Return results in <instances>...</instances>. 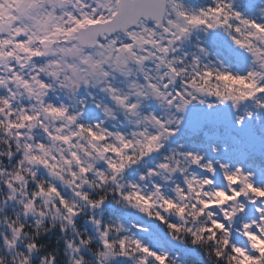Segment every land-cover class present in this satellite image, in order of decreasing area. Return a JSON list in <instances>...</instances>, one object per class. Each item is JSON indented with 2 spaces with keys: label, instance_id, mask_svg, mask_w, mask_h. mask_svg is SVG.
<instances>
[{
  "label": "snow or ice",
  "instance_id": "6c2138e0",
  "mask_svg": "<svg viewBox=\"0 0 264 264\" xmlns=\"http://www.w3.org/2000/svg\"><path fill=\"white\" fill-rule=\"evenodd\" d=\"M260 20L244 17L230 0H210L206 6L195 9L180 0H0V127H4L7 117L6 131L15 133L16 142H10L12 147L5 159L21 170L22 161L50 168L49 161L39 155L47 152L44 143H36L31 134L24 136L29 128L31 132L36 131L32 126L41 117L16 103L21 94L29 98L36 96L45 114L57 119L66 117L67 123L75 126L69 137L64 129L53 131L41 122L39 128L49 140L67 144L81 135L89 137L90 143L105 140L104 133L96 130L100 125L96 128L75 125L76 117L67 115L63 107L44 106L43 96L53 79L60 81L61 87L76 88L89 83L99 86L111 104L135 118L140 130L132 135L142 138L137 141L142 146V157L158 153L162 139L175 136L189 111L197 107L210 112L227 109L236 113L244 106L243 114L235 115L236 126H242L245 120H258L264 114V15ZM199 33H203L204 38L193 41ZM217 33L229 42V47L219 54L211 43V37ZM189 47L195 50L189 51ZM86 50L92 51L84 55ZM69 58L76 63L69 64ZM68 71L71 76L67 75ZM148 101L160 106L163 118L154 113L142 114V105ZM97 107L103 105L97 104ZM104 112L109 115L110 109L104 107ZM114 139L119 147L109 144L100 149V154L111 152L127 159L124 150L133 145L122 135H115ZM210 151L218 152V149L210 145ZM185 155L193 165L203 163L198 153L187 151ZM73 159L78 162L75 154ZM107 166L114 172L123 167L111 160L107 161ZM158 167L167 169L169 165L159 163ZM216 167L227 184V188L213 193L226 197L221 207L239 202L238 207L222 213L224 221L243 217L247 205L254 206V217L240 224L245 243L238 246L233 240L224 239L219 242L221 247L214 251V258L217 264H223L224 251H228L229 264H264V187L254 185L252 173H246L239 166L230 167L220 159L216 166L207 164L204 172L212 173ZM80 171L87 169L81 167ZM32 177V181L26 182L23 171H18L3 185L10 193L9 201L22 209L23 218L36 217L34 226L41 224L46 217L43 211H36V205L47 206L52 197L56 198L52 207L57 213L63 208L69 217L76 215L56 187L45 188L35 182L34 173ZM185 183L192 191L193 184L211 186L214 182L193 179ZM18 186H22L24 198L16 194ZM176 193L181 199L185 198L181 189L177 188ZM80 198L87 199L83 195ZM165 204L176 208L171 200H165ZM197 204L206 206L199 198ZM183 211L177 208L178 215ZM65 220L71 223L67 217ZM5 228L0 245L9 249L22 247V264H29V254L36 251L38 244L27 243L26 248L19 244L21 239H26L23 220L6 222ZM225 229V223L214 222L211 228L204 227L200 231L213 241L216 237L212 233L225 232ZM198 240L199 237L194 242ZM100 245L103 250L97 253L98 264L118 258L131 261L137 254L143 257L138 264H148L147 258L156 264H166L165 256L150 251L139 241L120 239L113 243L106 230L100 236ZM67 247L71 248L72 244Z\"/></svg>",
  "mask_w": 264,
  "mask_h": 264
},
{
  "label": "clouds",
  "instance_id": "9594fccd",
  "mask_svg": "<svg viewBox=\"0 0 264 264\" xmlns=\"http://www.w3.org/2000/svg\"><path fill=\"white\" fill-rule=\"evenodd\" d=\"M259 11L264 14V8H261ZM90 51L92 50H86L84 55L90 54ZM68 63H76V61L69 58ZM67 75L71 76V72L68 71ZM61 80H63V73ZM82 91L83 95L81 94ZM50 94L59 102L56 104L50 102ZM104 97L106 96L101 93L99 86L94 87L91 83L87 85L81 84L76 88H69L61 87L60 81L55 79L50 81L49 90L43 96L44 106L55 105L56 107H63L67 115L76 117L75 125H83L85 128H96L97 125H100L96 130L103 132L106 137L104 141H92L90 143L89 137L81 135L78 139H70L69 143L65 144L62 141L49 140L40 130L39 125L42 122L45 127L53 131L56 128H62L64 129V134L69 137H72L75 126L69 125L66 117L64 119H57L45 114L41 110V104L36 96L32 98L23 94L17 96L16 103L18 105L21 107L27 106L41 117L32 126L36 128V131L31 132V128H29L28 131L24 132V136L27 137L31 134L35 137L36 143H44L47 152L46 154L39 153V155L49 161L50 168L45 169L35 164H29L27 161H22L24 167L21 170L16 164L5 159L8 156L9 149L12 147L10 142L16 143L14 141L15 133L6 131L7 117H5L3 121L4 127H0V172L3 173L0 175V227L5 230H0V237H3L5 231H7L5 228L6 222L15 221L19 223L23 220V223L26 225L23 236L26 239H21L19 244L26 248L27 243L36 242L41 236L48 235L54 229H58L59 235L55 238L54 243H58L62 239L64 242L63 249L58 250L53 248L52 251L40 255L38 264H57L58 261H60V264H77V262L79 264H98L97 253L103 250L100 245V236L105 230L107 231L108 238L113 243L118 242L120 239L135 240L139 241L143 246L148 247L143 244L141 238L137 235V232L148 234L150 229L147 227V224L144 227H140L135 220L125 222V218L120 216L115 218L109 217L106 220L101 219V205L107 202L114 209H119L125 213L130 210L137 217L143 218L148 223L159 221L166 229L168 240L175 246L178 248L193 246L199 248L207 264H217L214 258V251L221 247L219 242L224 239L232 240L233 233H236L244 240L242 230L240 227L238 229L234 227L235 221L229 220L226 221L228 226L225 232L216 230L212 233L216 239L209 241L208 234L201 232L200 229L204 227L211 228L214 222L223 224L225 221L222 213L238 207L239 202H229L226 207H221L224 205L226 197L213 193H216L220 188H227L225 181L222 187H217L214 183L211 186L196 183L193 184L192 191L188 190V185L185 183L193 179L196 181L209 179L200 176L193 169L195 168L204 172L207 164L211 163L216 166L219 161L218 158H215L217 157V152H212L214 158L211 159L206 158L207 154L198 153L203 157V163L193 165L185 155L187 151L184 150V145L178 143L175 147H170L167 154H161L160 163H167L169 165L167 169L159 168L158 163L154 168H147L146 171L138 174V178L135 181H130L125 176L126 170L131 169L134 165H141L144 158L148 157L141 156L142 146L137 141L142 138L132 135L133 132L140 129L136 127L134 117L125 113L114 104L104 103ZM97 104H102L103 107L98 108ZM86 105H94L99 110L100 115L103 117L99 124L89 126L79 122ZM104 107L110 109L109 115L105 114ZM141 112L147 115L153 114L152 111L144 112L142 109ZM159 116L161 118L164 117L163 110ZM106 123L111 124L113 128H116L117 125H127L129 126V131L124 133L119 130L108 131L104 127ZM115 135L124 136L126 142L133 145L131 148L124 150L123 155L127 159L117 157L111 152L100 154V149L109 144L119 147V143L114 139ZM169 139L170 137L162 139L159 145L160 150L169 142ZM25 142L33 143V141ZM16 154V152H13V155ZM74 154L77 156L78 162L73 159ZM28 155H32V153ZM109 160L113 161L117 166L122 164V169L116 172L112 171L107 166V161ZM81 167L87 169V171L81 172ZM41 169L46 173V177L43 175L38 176ZM217 170H219L218 167H216V171L208 174L215 176ZM18 171H23L26 182L32 181V174L34 173L37 176L35 182L45 188L54 186L61 195L65 193L66 195L63 198L68 206L75 209L76 215L69 217L63 208H60L59 213H57L52 207L56 203V198L52 197L48 199L47 206L43 203L36 205V211H43L46 217L41 224L34 226L33 221L36 217H32L30 220L23 218L22 209L9 201L10 193L3 187L11 179L12 175ZM219 172L223 177V173L220 170ZM177 178L181 179L182 186L176 183ZM158 183L170 190L174 195L171 198H167L162 194L161 187L157 186ZM177 188L183 192L184 199H181L177 195ZM205 192L212 195H202ZM16 194L21 196V198L25 197L22 186L17 187ZM81 195L86 196L87 199H81ZM126 197L128 198L126 199ZM198 198L203 200L206 206L197 204ZM227 199L230 200V196ZM246 199L248 198L246 197ZM165 200L173 201L176 208L168 207L165 204ZM5 205L15 208L12 215L5 213ZM177 208H182L184 211L178 215ZM53 216L56 218L53 219ZM65 217L71 220V223H68ZM77 217L85 218V223L92 227L93 234L90 235L86 229H78L75 222V218ZM170 225L172 227H169ZM197 237H199L198 242H194ZM81 241H84V243H81ZM68 244H72V247H67ZM45 247V244H39L36 251L29 254V264H33V254H39ZM128 247L131 248L132 245L129 244ZM116 251L118 254V248ZM160 254L166 257V264H186L178 253L170 255L162 251ZM229 255L228 251H224L223 264H229L227 259ZM141 258L143 257L137 254L132 258L130 264H138ZM23 259L24 250L22 247L16 246L9 249L0 245V264H22ZM147 259L148 264H152L151 258ZM115 262V259H110L107 264H115Z\"/></svg>",
  "mask_w": 264,
  "mask_h": 264
},
{
  "label": "rangeland",
  "instance_id": "374dc122",
  "mask_svg": "<svg viewBox=\"0 0 264 264\" xmlns=\"http://www.w3.org/2000/svg\"><path fill=\"white\" fill-rule=\"evenodd\" d=\"M200 1L201 0H180V2L184 3L186 6H188L189 3H192L193 9L196 8L197 4H202ZM241 1H243L241 5V10L246 11L244 17L247 18L250 13V16L254 17V20L257 21V19H260L261 16L264 15L259 11L262 7L264 8V0H241ZM203 2L204 4H207L210 3V0H203ZM230 2L234 6L237 0H231ZM201 37L204 38L203 33L197 34V36L193 38V41H195V39L197 38L201 39ZM211 43H212V49L215 50L217 54L223 52L229 47V42L227 41L226 37H224L222 34L219 33L211 37ZM188 50L194 51L195 49L194 47H189ZM225 66L231 67L230 64H226ZM107 100H109L107 97L103 98L104 103H106ZM145 109L147 110L151 109V106L148 104V102L142 105V110L144 111ZM95 110L97 111L98 109L95 108ZM193 110H202L203 113L204 111L206 114L208 113V110L204 108L197 107ZM249 110H252L250 106H249ZM244 111L245 108L244 106H242L240 110L236 113H232L229 110L225 109V113L223 114L224 116L218 115L215 116V118L208 116L204 120H199L196 118L191 120H186L184 125L176 131V135L170 137L169 142L160 150V152L150 154L148 157L144 158V161H142L141 165H134L132 166L131 169L126 170L125 172L126 178L129 179L130 181H135L138 178V174L143 173L144 171H146L147 168H154L156 164L161 162V158H162L161 154L162 153L167 154L168 149L170 147H175L178 143L183 144L184 148L189 147L188 149H190V151L194 153L207 154L206 158H210V159L214 158L212 152L210 151V145H214L218 149L217 157L215 158L220 159L221 162L228 163L230 167H233V165L236 164L234 166L237 167L240 165L239 167L245 166L246 168L247 166L245 164H250L248 165V167H250L249 169H253L251 168L252 167L251 162H249L251 155L254 154L260 156V158L264 160V114H261L258 120L256 118H253V120L251 121L245 120L242 126H236L234 120L235 115H242ZM104 127L108 131H110L113 128L112 125L109 123H106ZM117 127L118 128H115V130H119L122 133L127 132V129L129 128V126L127 125L124 126L117 125ZM224 138H226L227 140L224 141L223 140ZM193 171L197 172L202 177H205V175L208 174L206 172H203L195 168L193 169ZM41 175L46 177V173L44 172L43 169H41V171L38 173V176ZM209 176L212 179H216L219 177L223 180V177L220 174L219 170H217L215 176H211V175ZM258 178L260 179L262 178V176H259ZM176 183L182 185L181 179L177 178ZM157 186L161 187L162 194H164L167 198H171L172 194H174L170 190L160 185L159 183ZM65 195H66L65 193H62V197ZM10 208L12 212L15 211V208L13 206H11ZM252 209H253L252 205L246 206V212L251 211ZM113 212H115L117 215H121L122 217H124L125 222L129 220H138L142 224L140 225V227H144L145 224H147V227L150 229L149 237L151 243L159 244L161 240L163 241L166 232L162 229L156 228L153 225V223H148L145 220L139 219L130 210L129 212L125 213L119 209H114L107 202L104 205H101V212H100L101 219H103V217L107 213L111 214ZM241 221H242L241 217H238V220L235 221L234 223V227L238 229L240 227ZM75 222H76V226L83 225L85 226V228L88 229L90 235L93 234L92 227L85 223V218L77 217L75 218ZM224 223L227 227L228 226L227 222ZM0 230H5V229L0 227ZM182 251L186 253V248H182ZM120 260H122V262L125 261L126 263L127 259L118 258L115 264H124Z\"/></svg>",
  "mask_w": 264,
  "mask_h": 264
},
{
  "label": "trees",
  "instance_id": "16d2710c",
  "mask_svg": "<svg viewBox=\"0 0 264 264\" xmlns=\"http://www.w3.org/2000/svg\"><path fill=\"white\" fill-rule=\"evenodd\" d=\"M263 8V7H262ZM243 13H246V11H243ZM248 18V17H247ZM257 22H261L260 19H257ZM189 147H185L184 150L185 151H190V149H188ZM249 158V157H248ZM249 162H251V168L253 169H249L250 167H248V165L250 164H245L247 167L245 168V166H241V168L246 172V173H252V182L254 183L255 186L257 187H264V160L262 158H260V156L257 155H251ZM234 164V163H233ZM236 165V164H234ZM233 167H236L234 166ZM239 165V164H238ZM240 166V165H239ZM259 176H262V178H258ZM206 178L212 179L208 174L205 175ZM214 184L217 187H222L224 185L225 182H218L216 179H212ZM262 185V186H260ZM182 186V185H181ZM174 194H172L173 196ZM11 206H8L5 208V213L7 215H12L13 212L11 211ZM116 216H120L121 215H117L115 212L109 214L107 213L103 219H108L109 217L115 218ZM249 217H254V206L253 209L251 211H248L245 213V215L243 217H241V222H246L247 219ZM139 218V217H138ZM142 219L143 218H139ZM136 223L140 226L142 225L138 220H135ZM153 225L158 228V229H162L166 232V229L164 228V226L162 224H160L159 221H155L152 222ZM145 224V223H144ZM78 225V224H77ZM237 226V225H236ZM78 229L81 230H87V228H85V226L83 225H78L77 226ZM59 235V231L58 229H54L52 233H49L48 235H44L41 236L36 242L37 244H45L46 247L44 249L41 250V252L39 254H33V258H32V262L33 264H38L39 262V257L40 255H44L46 254L48 251H52L53 248H56L58 250L63 249L64 247V242L61 239L58 243H54L55 238ZM137 235L141 238L142 242L144 245H147L150 251L155 252L156 254H160L162 251L170 254V255H175V254H179L180 257L186 262V264H207V261L203 255V253L200 251L199 248L196 247H185L186 248V253H184L182 251V248H178L177 246H175V248L169 247L168 245L165 244L164 241H160L159 244L156 243H151L150 242V233L148 232V236L143 235V233L138 232ZM232 240L234 243H236L238 246L242 245L245 243V241L236 233H233V237ZM122 262V260H120ZM122 263L124 264H129L130 261L126 260L123 261ZM57 264H60V261L57 262ZM152 264H156V262H152Z\"/></svg>",
  "mask_w": 264,
  "mask_h": 264
},
{
  "label": "flooded vegetation",
  "instance_id": "af4514ba",
  "mask_svg": "<svg viewBox=\"0 0 264 264\" xmlns=\"http://www.w3.org/2000/svg\"><path fill=\"white\" fill-rule=\"evenodd\" d=\"M231 1V0H230ZM202 4H197L196 8L198 7H203V6H206L207 4H204L203 0L200 1ZM242 2L241 0H237V2L234 4V8L237 10V11H240L241 12V5H242ZM188 7L192 8V3H189L188 4ZM193 9V8H192ZM195 9V8H194ZM242 14V13H241ZM243 16L245 15V13L242 14ZM248 18L250 19H254V17H251L250 16V13H249V16ZM201 36V35H200ZM203 37H201L202 39ZM82 95L84 94L83 91L81 93ZM49 100L50 102H53L54 104L58 103L59 101L53 97L51 94L49 96ZM107 104H111V102L109 100L106 101ZM148 104L151 106V109L150 110H147L145 109L144 112H147V111H152L154 114L156 115H161L162 114V109L157 105L155 104L154 102H151V101H148ZM98 111V113H97ZM95 110V106L94 105H86L85 106V110L83 111V113L81 114V117H80V123L81 124H87L89 126L93 125V124H99L100 120L103 118L100 113H99V110ZM225 113V109H222L220 110L219 112H209L206 114L205 111L204 113L202 112V110H190L189 111V114L188 116L186 117V120H191V119H199V120H204L206 119L208 116L210 117H214L215 116H224L223 114ZM185 120V121H186ZM118 128V127H116ZM110 131H115V128L111 129ZM127 131H129V128L127 129Z\"/></svg>",
  "mask_w": 264,
  "mask_h": 264
},
{
  "label": "water",
  "instance_id": "95a60500",
  "mask_svg": "<svg viewBox=\"0 0 264 264\" xmlns=\"http://www.w3.org/2000/svg\"><path fill=\"white\" fill-rule=\"evenodd\" d=\"M238 220V218L235 220V221H237ZM168 242H170L169 240H167Z\"/></svg>",
  "mask_w": 264,
  "mask_h": 264
}]
</instances>
